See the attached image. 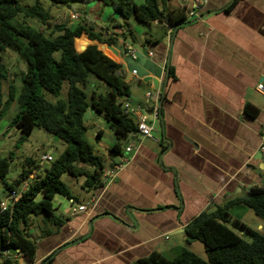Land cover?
Instances as JSON below:
<instances>
[{
    "label": "crops",
    "instance_id": "crops-1",
    "mask_svg": "<svg viewBox=\"0 0 264 264\" xmlns=\"http://www.w3.org/2000/svg\"><path fill=\"white\" fill-rule=\"evenodd\" d=\"M172 2L170 10L180 9L187 16L195 0ZM105 9L114 14L108 7L87 4L84 17L106 27ZM151 23L163 27L160 38L146 35L136 40L122 27L105 29L119 35L117 44L143 47L161 70L164 67L161 80L147 82L159 87L161 95L159 122L152 137L144 138L154 140L160 151L143 147V139L135 152L126 154L129 163L111 182L90 191L84 211L70 212L72 198L61 196L64 199L55 207L64 216L67 212L73 216L59 233L37 241L32 261L18 255L20 264H40L49 255L53 264H137L152 251L172 257L182 247L184 228L194 216L244 195L252 185L261 186L256 173L263 163L254 156L264 107L252 96L257 94L255 85L264 82V0H208L198 17L173 27L170 42L164 24ZM246 104L258 109L254 118L245 114ZM10 122L0 119V136L9 132V126L17 130ZM101 132L100 128L97 133ZM119 160L105 161L104 170ZM26 180L19 186L26 188ZM237 206L244 209L242 204L233 205L231 220L244 223L234 218L232 208Z\"/></svg>",
    "mask_w": 264,
    "mask_h": 264
},
{
    "label": "trees",
    "instance_id": "trees-1",
    "mask_svg": "<svg viewBox=\"0 0 264 264\" xmlns=\"http://www.w3.org/2000/svg\"><path fill=\"white\" fill-rule=\"evenodd\" d=\"M70 1L51 0L65 6H69ZM76 1L86 5L97 3L101 9L108 7L114 14L133 19L139 24L157 21L166 28V24L175 27L186 22V14L182 10H170L169 0H144L140 5L132 0ZM50 17L49 11L39 3L23 5L19 0H0V52L10 49L25 64V71L19 75L21 84L17 91L14 73L0 58V118L9 101L16 99L19 110L10 122L12 126L24 135L34 127H42L66 143L64 150L53 158L44 173L36 174L21 191L17 201L6 209L0 207V264H15L9 252H16L29 261L34 259L36 245L29 237V230L34 224H40L39 230L45 235L54 233L62 225V217L55 214L53 199L56 195L74 199L61 180L63 174L73 177L84 175L83 186L89 190L103 185L101 175L105 161L95 154L84 137L86 126L83 116L87 108L102 114L117 139L128 138L136 131L135 120L123 112L122 104L118 102V99L129 96L125 75L121 74V62L109 57L96 45V42L116 43L119 35L96 30L95 22L84 17L74 26L64 23L53 25ZM28 18L48 26V33L28 24ZM114 27L121 28V25ZM81 35L95 43L87 44L78 51ZM90 74L109 89L104 94L92 91L87 101L84 87ZM167 74L173 76L168 68ZM64 82L67 83L66 98H60ZM4 85L7 86L5 101ZM43 91L52 95L55 101L47 100ZM244 112L249 118H254L258 109L246 104ZM109 150L120 155L123 152L116 143ZM12 153L10 151L7 156L0 157V183L6 193L16 190L15 184L5 180ZM34 162L31 158L25 159L27 166L31 167ZM29 171L23 167L16 183L28 179ZM235 204L249 207L264 221V187L252 185L244 195L216 205L213 210L201 211L186 224V244L200 242L204 246L206 259L182 246L172 257L152 251L136 263L264 264V231L253 230L236 219L237 224L248 233L249 238L245 239L227 225L232 219L229 209ZM52 257H45L40 264H53Z\"/></svg>",
    "mask_w": 264,
    "mask_h": 264
},
{
    "label": "rangeland",
    "instance_id": "rangeland-1",
    "mask_svg": "<svg viewBox=\"0 0 264 264\" xmlns=\"http://www.w3.org/2000/svg\"><path fill=\"white\" fill-rule=\"evenodd\" d=\"M135 4L140 5L142 4V0H132ZM172 2V0H169ZM19 2L23 5H32L34 3H39L42 5L46 10L49 11V14L51 17L49 18V21L51 24H60L64 23L68 26H74L79 22L80 20L78 19H72L71 13L72 14H77L78 18L79 15L81 17H84V15L87 13L86 10V4L76 1V0H71L69 3V6H65L62 4H55L52 3L51 0H19ZM172 6L177 7L175 2H172ZM96 10V9H95ZM94 10V11H95ZM97 14V11H95ZM100 14V11L98 15ZM104 16H106L108 27L111 30H114V25L120 24L122 28L125 29V33L128 35V31L132 32L133 38L136 40H139V38H143L149 36L152 38H160L162 36V26H154L151 24H139L133 19H124L118 15H111L108 12V9L103 10ZM88 16V15H87ZM112 17V18H110ZM89 17L84 19H88ZM28 24L38 28L39 30L43 31L44 33H48V26H45L41 23H39L35 19H27ZM137 23V24H136ZM139 25V26H138ZM106 27L102 26H95L96 30L100 29L103 32H106ZM138 29H141L139 31ZM150 31V32H149ZM144 32V34H142ZM80 39L78 40V45H77V50L81 51L88 43L86 41V37L81 35L79 37ZM121 45V44H120ZM102 50L106 52V54L117 60V57H115L109 49L105 45H98ZM0 58L2 63L6 65L8 70L13 74V77H15L14 80V85L19 91V87L21 84L20 80V70L24 67V62L18 57V55L11 51L10 49H7L3 52H0ZM17 73V76L15 75ZM127 86L129 88V96L123 97L124 102H129L131 107H137L139 106L142 109H147L148 106L150 105V100H146L145 98V93L149 92L151 95H153L155 88L150 87L149 84L142 82L140 85H137L135 78H131L130 80L127 81ZM66 89H67V83L64 82L61 93H60V98H66ZM109 89V86L103 84L97 77H95L93 74H90L88 76L87 84L84 87V91L86 92V100H90V94L92 91H95L97 93H102L104 94L107 90ZM45 97L47 100L54 102L55 98L47 93L46 91H43ZM257 93V92H256ZM258 94V93H257ZM254 95L253 100L257 105H259L260 108L264 107V97L261 95ZM261 96V97H260ZM7 99V86H3V100L5 101ZM130 99V100H129ZM19 110V104L16 99L9 101L8 105L5 108L3 116L0 118L2 120H12V118L17 114ZM84 118V123L86 126V131L84 133V137L88 143H90L93 147V150L96 155H98L100 158L103 159V161H107L111 158H119L120 154L119 153H114L109 150L111 147L112 143H116L120 146L121 151H124V148L126 145L129 144V142L133 141L130 136L128 138H121L117 139L115 136H113V141L110 142L109 138L112 137V133L110 132V128L108 126V122L103 119L102 114L97 113L96 111H93L90 107L86 109V112L83 116ZM159 120L155 122V128L156 124H158ZM9 132L5 133L4 135L0 136V157L7 156L10 151H12V159L9 162V170L8 173L5 177V180L8 183L15 184V188L17 191L22 189V186H19V184L16 183V180L19 178L20 173L23 169V167H27L29 172L31 174L29 175H38V174H43L45 168L49 166L50 162H41L40 158L44 154H47L48 151H50V154L53 158L58 157L61 152L64 150L66 147V143L55 137L54 135L48 133L45 131L42 127H34L32 131L29 134L24 135L19 129L15 130L12 127H8ZM16 128V127H15ZM102 129V134L97 133L99 129ZM143 147H156L159 148L160 151V145H158L154 140H149V139H144L142 142ZM26 158H31L35 162L34 164L30 167L25 165V159ZM116 160V159H115ZM262 163L264 164V155L261 158ZM25 165V166H24ZM258 172L256 175L260 174L259 176L261 177V183L260 185L264 187V167L260 168V165H258L257 168ZM32 176H29L28 179L25 181L26 187L29 184V182L33 179ZM83 176L79 177H73L71 175L63 174L61 176V180L65 183L67 189L69 190L70 194L73 196V203H71V208L70 212L73 209L77 208L78 201H83L84 205L87 203V198L89 196V193L91 189L89 190L88 188L83 186ZM94 190V189H92ZM4 189L0 193V197H3L2 199L6 198L5 194L4 196ZM59 199H64L60 195H56L53 199V203L56 205L57 200ZM78 200V201H77ZM139 206L141 205L140 203L138 204ZM87 206V205H86ZM244 209L241 207L237 206L235 208H232V213L234 214V218L240 217L242 221L251 229L253 230H260L264 231V221L256 216L252 209L249 207L242 205ZM240 209V210H239ZM67 212V217L64 216L61 212L58 211V209H55V214H58L59 216L62 217L63 223L62 225L54 231V233L50 235H45L44 232H40V224H34L30 230H29V237L35 242L36 248H38L37 241L40 239L43 240H48L50 239L53 234L59 233L64 226L67 224L69 221L67 218L73 215H70ZM261 224V227H258V224ZM228 227H230L232 230H234L236 233L241 235L243 238L248 239V233L245 228L241 227L235 219L231 220L228 224ZM235 226V227H234ZM180 246H185L189 250L195 252L198 256H200L203 259H206V253L204 251V246L198 242L194 241L190 244H186V242H180ZM9 256L11 257L13 263L15 264H20L19 263V257L16 254V252H9ZM15 256V257H14ZM28 261V259H27Z\"/></svg>",
    "mask_w": 264,
    "mask_h": 264
},
{
    "label": "built area",
    "instance_id": "built-area-1",
    "mask_svg": "<svg viewBox=\"0 0 264 264\" xmlns=\"http://www.w3.org/2000/svg\"><path fill=\"white\" fill-rule=\"evenodd\" d=\"M208 0H195L193 9H191L187 16L185 17V21H189L194 17H198V13L205 7ZM72 19H78L77 14H70ZM157 23V21H154ZM173 27L167 25L166 26V39L167 42H170L171 40V32ZM148 55L151 57L152 54L148 52ZM164 67H162L161 75L159 79H162V72ZM133 75H135L133 73ZM158 79V80H159ZM155 88V91L153 95H151L149 92L145 93L146 100H150V105L147 109H142L139 106L137 107H131L129 102H124L123 99H118L119 102L122 104V110L123 112L133 118L136 123V131L130 135V138L133 140L129 142L128 145L125 146L124 151L120 155V160L112 165V167L106 169L103 171L101 175V180L103 184H107L111 182L112 178L117 174L120 167L123 164H127L130 161V157L126 154H129L130 152H135L140 145L141 141L144 138H150L152 137V132L155 128V122L157 120L158 115V109H159V98L161 95L160 88ZM255 92H257L259 95L264 97V82H259L254 87ZM259 146L258 149L262 152V156L264 155V124L263 127L259 133ZM53 160L52 156L50 154H44L41 156L40 161L41 162H51ZM21 194V191L17 190H11L7 195L6 198L3 200H0V207L1 209H6L9 205L13 204L17 199L19 198ZM94 201V198H92L91 202ZM70 203H73V200H70ZM86 209L85 205H77L76 209H73L74 212H80L84 211Z\"/></svg>",
    "mask_w": 264,
    "mask_h": 264
},
{
    "label": "water",
    "instance_id": "water-1",
    "mask_svg": "<svg viewBox=\"0 0 264 264\" xmlns=\"http://www.w3.org/2000/svg\"><path fill=\"white\" fill-rule=\"evenodd\" d=\"M106 47L115 57L119 58L122 61L121 74L126 72L124 81L127 82L134 73L136 78L138 79V85L141 82H153L156 84L157 79H159L161 75V67L156 65L148 57V51L145 48L138 47L136 44L121 46L117 43L106 44ZM254 158L258 160L261 159L262 152L258 150ZM260 168H263V164H260Z\"/></svg>",
    "mask_w": 264,
    "mask_h": 264
},
{
    "label": "clouds",
    "instance_id": "clouds-1",
    "mask_svg": "<svg viewBox=\"0 0 264 264\" xmlns=\"http://www.w3.org/2000/svg\"><path fill=\"white\" fill-rule=\"evenodd\" d=\"M186 17V16H185ZM82 17H81V15H79V18H78V20H80ZM158 23V22H157ZM166 26H167V24H166ZM99 48V47H98ZM149 56V55H148ZM150 57V56H149ZM122 63V62H121ZM121 70H122V68H121ZM124 75V74H123ZM133 75V74H132ZM133 76H135V75H133ZM136 77V76H135ZM48 154H50V152L48 153ZM51 155V154H50ZM53 158V157H52ZM116 163V162H115ZM112 167V166H111ZM29 174H31V172L29 173ZM28 176H30V175H28ZM32 177H35V175H33ZM25 188H22V189H20V191H23Z\"/></svg>",
    "mask_w": 264,
    "mask_h": 264
}]
</instances>
